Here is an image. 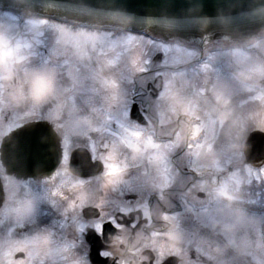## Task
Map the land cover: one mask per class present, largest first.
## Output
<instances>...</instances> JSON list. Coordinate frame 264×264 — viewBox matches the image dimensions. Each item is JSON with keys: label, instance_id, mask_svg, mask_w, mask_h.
Segmentation results:
<instances>
[{"label": "flooded vegetation", "instance_id": "1", "mask_svg": "<svg viewBox=\"0 0 264 264\" xmlns=\"http://www.w3.org/2000/svg\"><path fill=\"white\" fill-rule=\"evenodd\" d=\"M9 34V40L0 36V56L16 43ZM96 38L107 43L102 55L83 64L77 59L76 68L58 77V90L43 70L30 77L48 62L56 40L38 48L37 59L0 58V151L4 137L28 123L40 126L34 140L40 144L52 126L61 149L50 176H7L0 160V264H264V159L251 163L245 154L249 134L264 131L258 112L264 87L252 84L230 94L236 100L246 95V106L234 105V112L254 120L240 133L239 164L223 168L219 129L227 46L155 39L162 59H146L144 70L133 75L118 69L127 58L113 65L110 48L128 39ZM125 41L119 50L131 49ZM247 44L236 47L245 50ZM26 69L29 81L22 75ZM53 98L59 105L51 110ZM185 99L213 124L210 146L200 148L203 121L179 111ZM223 225L232 233L244 225L236 245L213 231ZM231 245L238 250L230 251Z\"/></svg>", "mask_w": 264, "mask_h": 264}, {"label": "water", "instance_id": "2", "mask_svg": "<svg viewBox=\"0 0 264 264\" xmlns=\"http://www.w3.org/2000/svg\"><path fill=\"white\" fill-rule=\"evenodd\" d=\"M0 8L80 26L146 32L165 40L181 39L199 45L241 42L264 32V0H0ZM159 59L160 56L156 57ZM35 127L26 125L5 142L2 158L8 173L25 177L33 173L34 158L40 159V148L33 143ZM50 134L51 158L57 163L58 143L52 131ZM258 134L250 136L247 153L253 147L264 149ZM249 153L251 156L252 152Z\"/></svg>", "mask_w": 264, "mask_h": 264}, {"label": "rangeland", "instance_id": "3", "mask_svg": "<svg viewBox=\"0 0 264 264\" xmlns=\"http://www.w3.org/2000/svg\"><path fill=\"white\" fill-rule=\"evenodd\" d=\"M13 18L14 17L10 16V14L8 13H0V35L3 34L5 40L10 39L9 30L13 25ZM29 25L30 27L25 28V30H19L17 32L18 34L15 33V45L13 46V48H10L8 50L7 48L3 49V51H1L0 58L6 59L7 61V58L11 57L15 59L16 62H23L26 59H31V55L40 56L41 53L37 51L38 48H42V46H48L49 42L51 41L50 38L54 37L55 34L57 37L56 44L53 45L54 49L49 51L48 62L30 72V77L32 80H34L37 79L39 72L44 71L43 73H45L46 76L51 79L50 83L53 89L55 88L58 90L60 88L58 77L66 69L76 68L77 59L80 58V62L83 64L86 57L90 55H96L97 57H99L102 55V48L107 47V43L101 41L104 40V38L98 37L100 38L98 40L95 37L97 36L95 34V36L91 34H73L69 31L64 30V25L62 26L56 21H36ZM13 27L15 28L16 26ZM52 31L54 32V34L52 33ZM29 34H31L32 36L30 37ZM125 39L128 40L125 41L118 39L115 41H121V43H124L125 41L126 43H130V50H119L118 48L121 44L120 42H117L115 46H113V42L110 43L111 51H113V53L111 52L114 59L113 65L123 64V59L127 58L128 60L125 64H123L124 66L118 67V69L122 68L123 72L125 69L133 70V75L136 72L144 70V64L146 62L145 60L147 59V62H150V60H152V56L154 57L157 54L158 50L162 49L161 45L156 42H153L152 40L150 41L144 38L136 37L131 39ZM29 40H34L37 43L36 45L38 47L34 46ZM138 47L141 48L139 50H136V48ZM255 49L258 52L264 53V40L260 42L257 46H255L253 50ZM253 50L245 49L244 51H242L240 48H233V50L229 52H223V128L219 129V132L223 133V154L220 155V158L222 160L220 165H222L223 168L224 166L232 165V163L239 164V162L235 159L236 149L238 148V144L242 141L240 133L246 130V126H248L250 121L254 120V116L249 117V112L247 113L249 114L246 116L247 118L245 117L246 119H238V115L236 116L237 113L234 112V109L238 111V108L234 105H238L239 108H244L246 106L247 101L244 95L242 98H239L238 100L233 102V98L230 97V94H233L236 89H238V91L243 90L244 87H237L236 84H243L246 81L247 83H250L249 78H254L256 80L255 83L261 84L262 86L264 85V81L261 80L264 79V56L259 55L260 59H254L256 57H253V62H251L250 55H254L252 53ZM11 55H13V57ZM240 57L242 58V60H244L242 61ZM231 59L232 61H230ZM231 63L234 66H232ZM22 75L25 80L29 81L27 69L22 72ZM58 105L59 99L53 98L50 105L51 110H53V108ZM179 111L185 112L194 117L197 116L203 121L201 127L206 130V138L204 139L205 145L200 146V148L210 146L213 137L212 132L214 126L212 123H207L205 116L196 109L193 101L191 99L181 100L179 102ZM263 111L264 101L262 97H260L258 110V112H260V127H264ZM209 113L211 112H207V114ZM251 125L254 124L252 123ZM216 151H220L219 144ZM247 175H250V173ZM259 175L264 176V168H261L259 170ZM261 180H264V178ZM241 214L244 213H239L238 215ZM254 217L260 219L259 215H254ZM237 229L238 226L232 233L228 225H223L222 229L217 227L213 228V231H215V233L217 234H221L228 241V243L231 242L232 244L236 245L235 241H239L240 236L244 233V225H240V228L238 230ZM237 231L239 232V235L237 234ZM254 236L255 238H260L259 227H255ZM231 247L232 249H230V251L233 250L235 252L236 250H238V245L237 247L231 245ZM260 264H263V262H261Z\"/></svg>", "mask_w": 264, "mask_h": 264}, {"label": "bare ground", "instance_id": "4", "mask_svg": "<svg viewBox=\"0 0 264 264\" xmlns=\"http://www.w3.org/2000/svg\"><path fill=\"white\" fill-rule=\"evenodd\" d=\"M42 140H47V139H52V136L50 133H46L44 136L41 137ZM56 161L55 160H51L48 164L44 165V166H39L36 165L34 167H32V171L33 172H38V171H48L49 169H51L54 165H55Z\"/></svg>", "mask_w": 264, "mask_h": 264}, {"label": "snow or ice", "instance_id": "5", "mask_svg": "<svg viewBox=\"0 0 264 264\" xmlns=\"http://www.w3.org/2000/svg\"><path fill=\"white\" fill-rule=\"evenodd\" d=\"M159 55H160V56H161V58H162V56H163V53H160ZM110 226H111V224H110V223H109V224H106V225H104V227H105V228H107V227H110Z\"/></svg>", "mask_w": 264, "mask_h": 264}]
</instances>
